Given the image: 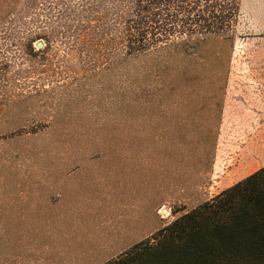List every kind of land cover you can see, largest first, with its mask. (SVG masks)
<instances>
[{
    "label": "rangeland",
    "instance_id": "rangeland-1",
    "mask_svg": "<svg viewBox=\"0 0 264 264\" xmlns=\"http://www.w3.org/2000/svg\"><path fill=\"white\" fill-rule=\"evenodd\" d=\"M262 167L264 0H0V264H107Z\"/></svg>",
    "mask_w": 264,
    "mask_h": 264
},
{
    "label": "trees",
    "instance_id": "trees-1",
    "mask_svg": "<svg viewBox=\"0 0 264 264\" xmlns=\"http://www.w3.org/2000/svg\"><path fill=\"white\" fill-rule=\"evenodd\" d=\"M107 264H264V167Z\"/></svg>",
    "mask_w": 264,
    "mask_h": 264
},
{
    "label": "crops",
    "instance_id": "crops-1",
    "mask_svg": "<svg viewBox=\"0 0 264 264\" xmlns=\"http://www.w3.org/2000/svg\"><path fill=\"white\" fill-rule=\"evenodd\" d=\"M245 4H247V3L245 2ZM246 6H248V5H246ZM258 10L260 11V9H257L256 11H254V10L249 11V14L252 15L255 20L257 19L258 16H260L259 14L256 13V12H259Z\"/></svg>",
    "mask_w": 264,
    "mask_h": 264
},
{
    "label": "water",
    "instance_id": "water-1",
    "mask_svg": "<svg viewBox=\"0 0 264 264\" xmlns=\"http://www.w3.org/2000/svg\"><path fill=\"white\" fill-rule=\"evenodd\" d=\"M37 44H38L39 46H42L43 43H42L41 41H38Z\"/></svg>",
    "mask_w": 264,
    "mask_h": 264
}]
</instances>
